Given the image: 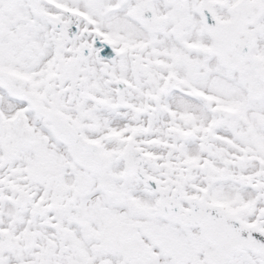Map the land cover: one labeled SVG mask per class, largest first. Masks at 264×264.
Masks as SVG:
<instances>
[{
	"label": "snow or ice",
	"instance_id": "6c2138e0",
	"mask_svg": "<svg viewBox=\"0 0 264 264\" xmlns=\"http://www.w3.org/2000/svg\"><path fill=\"white\" fill-rule=\"evenodd\" d=\"M0 264H264V0H0Z\"/></svg>",
	"mask_w": 264,
	"mask_h": 264
}]
</instances>
